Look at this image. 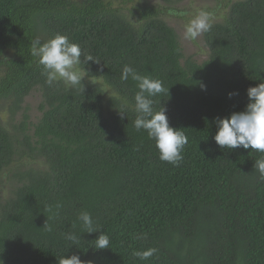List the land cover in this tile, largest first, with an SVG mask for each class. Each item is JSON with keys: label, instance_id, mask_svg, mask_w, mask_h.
Listing matches in <instances>:
<instances>
[{"label": "trees", "instance_id": "16d2710c", "mask_svg": "<svg viewBox=\"0 0 264 264\" xmlns=\"http://www.w3.org/2000/svg\"><path fill=\"white\" fill-rule=\"evenodd\" d=\"M148 1L0 0V174L14 184L6 201L0 189V264L73 254L86 264H264V179L254 168L264 154L214 139L217 119L244 110L248 88L264 82V0H231L204 32L202 62ZM56 34L99 61L81 56L75 89L49 86L31 55L32 40ZM126 65L166 89L151 99L188 137L178 166L134 127L139 88L121 79ZM82 211L100 231L86 232ZM100 232L111 248H94ZM150 249L146 260L133 255Z\"/></svg>", "mask_w": 264, "mask_h": 264}, {"label": "clouds", "instance_id": "9594fccd", "mask_svg": "<svg viewBox=\"0 0 264 264\" xmlns=\"http://www.w3.org/2000/svg\"><path fill=\"white\" fill-rule=\"evenodd\" d=\"M208 20V13L200 11L186 25L185 39L194 41L201 33L210 30L211 24ZM31 55L42 66V75L46 77V83L49 86L62 81L70 90L75 89L82 84L86 76L78 68V65L82 63V49L66 35L56 34L46 42H42L39 38L32 40ZM83 56L85 58L84 63L94 60L91 55ZM94 61L99 63L97 60ZM129 78L137 82L139 88L134 98L135 112L137 113L134 127L137 131L146 130L149 138L155 140L161 161L178 166L183 160L182 153L189 142L188 137L181 128L170 125L166 108L161 107L158 111H154L153 100L151 99L164 93L166 89L160 80L141 75L131 66L126 65L123 68L121 79L127 81ZM201 86L206 89V85ZM167 91L169 92V89ZM236 94L238 93L230 92L229 97L231 98ZM247 95L249 103L244 110L217 119L218 130L214 139L221 148L236 149L243 147L264 154V82L249 87ZM121 113L125 112L121 111ZM254 168L259 172L260 178L264 179V155L256 159ZM78 220L87 233L100 231L95 226L89 212H80ZM48 230L51 231L50 226ZM64 238L71 241L73 245H76L78 240L75 233L64 234ZM94 248L97 250L111 248L109 236L100 232V235L95 239ZM155 251V249L136 251L133 255L141 260H146ZM59 264H86V262L79 255L73 254L62 257Z\"/></svg>", "mask_w": 264, "mask_h": 264}, {"label": "rangeland", "instance_id": "374dc122", "mask_svg": "<svg viewBox=\"0 0 264 264\" xmlns=\"http://www.w3.org/2000/svg\"><path fill=\"white\" fill-rule=\"evenodd\" d=\"M230 1L231 0H181L175 6L165 4L163 0H149L148 2L154 5L162 6L160 9L162 11L161 16L178 33L185 55L198 62H202L206 60L209 55V50L206 47L203 39L204 32L201 33L200 36L194 41L185 39V27L200 11H205L208 13L209 23L222 20ZM167 8H172V10H168ZM97 81L101 87H103L108 92H111L100 79H97ZM109 97L110 95L108 94L107 98ZM39 100L40 97L38 94H32L27 99V103L31 105V112L35 121L40 115L39 111L37 110ZM18 165H20V168H23L24 171L28 169L25 167L27 165ZM12 169H17L16 164L12 166ZM11 179V173L9 171L0 174V189L2 190L1 196H3L2 201H6L12 195L14 184L11 182Z\"/></svg>", "mask_w": 264, "mask_h": 264}]
</instances>
